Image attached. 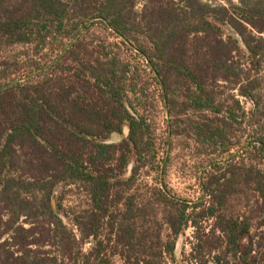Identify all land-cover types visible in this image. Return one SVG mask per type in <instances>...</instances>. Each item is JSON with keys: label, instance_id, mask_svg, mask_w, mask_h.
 Here are the masks:
<instances>
[{"label": "trees", "instance_id": "trees-1", "mask_svg": "<svg viewBox=\"0 0 264 264\" xmlns=\"http://www.w3.org/2000/svg\"><path fill=\"white\" fill-rule=\"evenodd\" d=\"M95 26L120 42L91 48ZM14 46L33 56L50 47L59 53L0 89V264H184L178 241L207 221L217 245L193 253L192 264H260L255 253L263 245L253 232L264 229V165L255 161L264 160V0L230 8L207 0H0V47ZM123 48L155 75L176 118L173 136L185 123L205 143L225 145L240 121L241 153L213 163L204 196L192 205L164 189L146 203L132 193L145 160H155V142L130 103L140 70ZM240 51L246 62L237 65ZM234 80L250 110L217 98L214 86ZM125 129L121 142L109 143ZM72 185L90 204L70 225L60 189ZM247 189L257 195V228L229 212ZM151 206L163 207L167 240L140 236Z\"/></svg>", "mask_w": 264, "mask_h": 264}, {"label": "rangeland", "instance_id": "rangeland-1", "mask_svg": "<svg viewBox=\"0 0 264 264\" xmlns=\"http://www.w3.org/2000/svg\"><path fill=\"white\" fill-rule=\"evenodd\" d=\"M214 5H223L230 8L231 5H241V0H207ZM141 2L138 5V10L141 11L144 7ZM228 33V32H227ZM227 36H229L227 34ZM120 42L119 39L111 35L107 30L99 26H95L87 36V43H91V48L100 49L102 46H108L110 43ZM34 51L31 48H24L21 46L14 47H0V89L6 85H12L24 80L29 73L36 67V63L41 66L50 60L54 59L59 53L54 48H48L39 56H33ZM123 56L136 65L140 70V80L137 93L130 95V103L137 114L141 115L147 120L149 125V133L155 142L154 156L155 160L146 159L147 165L140 172L139 181L136 188L132 191L141 203L155 201L158 198L157 193L160 189H164L179 199L189 201L192 205L202 198V183L206 179L208 173L211 171V166L215 161L228 160L235 158L241 153V125L240 121L235 122L230 131L229 139L224 143L215 145L213 142H204L193 136L192 133L185 131L186 124L181 123V134L173 136L172 123L175 121L169 111V107L164 100V95L161 87L154 81V74L146 65L143 57L136 52L123 48L121 51ZM234 62L241 65V59L246 62L244 55L236 52L233 55ZM262 81L261 87L264 94V70L260 73ZM38 80V79H37ZM235 80L233 82L219 81L215 86V93L217 98L223 102H228L229 106H236L235 102H241L243 106L250 110L252 107L250 103L241 97L239 85ZM241 115V111L237 112ZM210 119H215L212 114L207 115ZM186 120V116H181ZM195 118L203 117V114L197 113ZM241 120V119H240ZM264 123V120H263ZM128 135V130H124V135L114 134L111 136L109 143H119L124 136ZM246 140V139H245ZM244 140V141H245ZM230 150L228 151V148ZM239 161V159H238ZM256 164L264 165V160L260 156H255ZM60 193H64V206L68 212L66 218L67 223L72 224V219L75 215H79L88 209L90 199L87 192L77 185L67 186L60 189ZM163 207L154 206L149 207L147 213L149 216L143 224L139 225L140 236L145 234L149 243L155 239L159 233H163L164 239L167 240L170 234L167 225L164 224ZM251 211V212H250ZM229 212L236 216H248L252 218L255 227L260 223V214L257 208V195L252 190H244L241 197L234 198L231 201ZM214 221L202 222L200 229L195 230L190 227L185 235L177 244L178 257L184 264H192V254H202V251L210 250L217 245V237L219 233H214ZM213 230V231H212ZM264 229L254 230L257 235L255 242L262 244L258 247L255 253V258L260 264H264ZM202 237L201 245L198 243L196 237ZM90 244L86 246L89 250ZM215 255V254H213ZM116 264H123L122 261L116 259ZM173 264V263H171ZM214 264V263H212Z\"/></svg>", "mask_w": 264, "mask_h": 264}]
</instances>
